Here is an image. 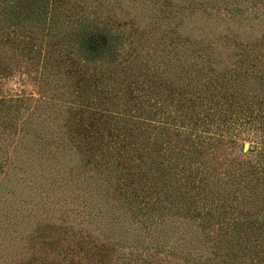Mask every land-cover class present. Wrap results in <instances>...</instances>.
<instances>
[{
  "label": "trees",
  "instance_id": "obj_1",
  "mask_svg": "<svg viewBox=\"0 0 264 264\" xmlns=\"http://www.w3.org/2000/svg\"><path fill=\"white\" fill-rule=\"evenodd\" d=\"M17 71L0 264H264V0H0Z\"/></svg>",
  "mask_w": 264,
  "mask_h": 264
},
{
  "label": "rangeland",
  "instance_id": "obj_2",
  "mask_svg": "<svg viewBox=\"0 0 264 264\" xmlns=\"http://www.w3.org/2000/svg\"><path fill=\"white\" fill-rule=\"evenodd\" d=\"M223 27H224V25L220 26V28H223ZM20 56L23 59V63L24 62L28 63L27 60H26L27 59L26 57L22 56L21 54H20ZM18 75H19V72L17 71V72L14 73L13 77H11L10 79H8L6 81H3L0 84L1 87H2L1 90L4 93L7 92V91H11L12 92L13 89L21 87ZM245 144L247 145V149L254 147V144L252 142H250V143L246 142ZM168 224H169V226L172 229H174V231L175 230L178 231V232L185 231L187 236H188L187 239L188 240L191 239L192 241H194L193 242L194 245H197L198 239H201L199 229L195 225H192V223L190 221L187 222V221H184V220H181V219H174V220H170ZM202 249H203L202 253H206L207 252L206 249H204V248H202Z\"/></svg>",
  "mask_w": 264,
  "mask_h": 264
},
{
  "label": "water",
  "instance_id": "obj_3",
  "mask_svg": "<svg viewBox=\"0 0 264 264\" xmlns=\"http://www.w3.org/2000/svg\"><path fill=\"white\" fill-rule=\"evenodd\" d=\"M246 149H247V145L245 144V145H244V151H246Z\"/></svg>",
  "mask_w": 264,
  "mask_h": 264
}]
</instances>
